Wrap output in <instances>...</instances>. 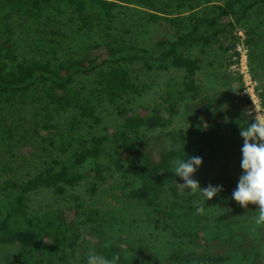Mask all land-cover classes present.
Masks as SVG:
<instances>
[{"label":"trees","instance_id":"1","mask_svg":"<svg viewBox=\"0 0 264 264\" xmlns=\"http://www.w3.org/2000/svg\"><path fill=\"white\" fill-rule=\"evenodd\" d=\"M118 2L128 0H0V156L10 161L0 167L7 173L0 174V247L21 253L0 264L68 263L72 255L86 264L89 247L126 264L127 241L110 238L109 227L122 215L141 220L137 209L173 240L140 264H264L257 206L236 216L239 204L231 199L242 171L240 127L251 116H224L197 79L202 54L214 48L238 60L242 45L264 108V0H173L162 7L137 0L148 11L141 10L134 34L138 23L128 27V18L118 17L130 10ZM159 21L170 37L153 36ZM168 70L181 75L166 81L153 106L138 110L147 78ZM28 106L40 110L35 123L25 117ZM105 106L116 121L100 134ZM181 108L190 126L168 130ZM59 111L72 114L64 133L50 123ZM18 150L44 160L19 176L12 167ZM191 155L202 157L194 174L200 187L222 186L211 200L173 174L171 161ZM108 170L119 172L113 200L124 213L93 201ZM84 181L87 196L75 192ZM39 192L53 194L59 206L34 208L31 196ZM204 204L223 212L207 215Z\"/></svg>","mask_w":264,"mask_h":264},{"label":"rangeland","instance_id":"2","mask_svg":"<svg viewBox=\"0 0 264 264\" xmlns=\"http://www.w3.org/2000/svg\"><path fill=\"white\" fill-rule=\"evenodd\" d=\"M173 0H154L156 7H162L165 2H172ZM122 7L129 8L130 10L121 11L118 17L121 19H127V26L132 24L131 22L135 21L138 23L136 27H130L132 33H136L137 30L140 29L141 23L138 21V17L141 15L140 12L148 11L142 5H140L137 0H128V2H118ZM123 9V8H122ZM121 9V10H122ZM142 10V11H141ZM127 14L128 16L124 15ZM135 14V18L131 15ZM119 22H117L118 24ZM164 21H159L158 25H155L153 30V36L156 35H165L170 37V33L166 30L167 25L164 24ZM119 28V27H117ZM143 39V38H142ZM27 49V48H26ZM29 54V50H22V53ZM207 54H202V69L197 74L198 83L203 87L204 95L207 96L210 100H215V106L220 108L221 113L224 116H237L239 114L247 112L245 101L242 98L241 90H242V80L237 71L234 70L235 65H237L240 61L235 60V58L230 57L228 60L227 55L222 54L214 48H211L210 51L206 52ZM247 54V53H246ZM208 63H211L208 64ZM246 64H247V55H246ZM181 74L179 72L168 70L166 72H157L151 73V75L147 78L148 81V89L146 94L143 97H140L135 101V106L138 110L143 109L144 107H151L158 100L157 96L161 94L165 89V83L169 78L179 77ZM257 82V81H256ZM258 89L260 92L261 84L258 83ZM244 102V103H243ZM200 104L196 103L191 108L196 111L197 106ZM264 109V108H263ZM25 117L27 120L35 123L37 120L36 117H32L33 112L40 111L35 110L31 106L26 108ZM44 113V111H41ZM72 114L70 112L59 111L58 113H53V119L50 120V123L59 124L61 127V132L64 133L66 130V125L70 119ZM102 116L104 119L101 127L96 128L97 132L101 134L102 129L106 130L107 128L113 127L114 119H115V111L113 107L105 106L103 108ZM205 117L201 115V118ZM250 117V116H249ZM112 118H114L112 120ZM39 119V118H38ZM251 119V118H250ZM116 121V119H115ZM192 121V117L189 112L185 111V108H181L178 114L173 118L172 123L168 130H174L178 128H184L190 126ZM40 127V125L38 126ZM102 128V129H101ZM42 135H45L44 132H40ZM157 134V132H153ZM57 138V137H56ZM45 146V145H43ZM18 153H21V150H18ZM69 153V152H68ZM67 153V154H68ZM44 160V154L42 156H37L36 153L28 151L19 154L17 157L16 165H12L13 169L16 171L17 175H26L29 172L34 171L39 165V162ZM6 161V163H10V161L4 157L0 156V167ZM18 166V168H17ZM0 174L3 177L7 175V173L2 172L0 170ZM119 177V172L108 170L106 173V181L98 186V196L93 201L98 202V204L102 205L103 208L107 209H115L118 211L121 208L114 199V188L116 186L117 179ZM89 183V182H88ZM87 181L82 182V184L76 188L75 192L87 196L84 191L89 187ZM32 205L34 208L39 207V205L50 204V205H58V201L54 198L51 193L39 192L33 196H31ZM61 204V203H60ZM119 209L117 210V208ZM250 209V204L247 208L241 207L237 205L233 209V213L238 216L240 214L246 213ZM124 213V210L121 208L120 210ZM139 212L141 220L131 222L132 217H125L117 219L114 224L109 227V236L114 239H122L127 241V249L125 250L126 256V264H140V261L145 258V255L151 251L161 252L163 248H167V246L173 245V240L166 236V234L160 232L159 230L153 229L154 218L145 210L137 209ZM204 212L210 216H218L222 214L223 210L219 208H212L207 204H204ZM124 218L126 220H124ZM124 220V221H123ZM147 244H150L147 246ZM88 248L85 257H87L92 253V248ZM143 253V254H142ZM6 255L11 257V261L13 259H17L20 257L21 253L14 246L9 247H0V263L3 262ZM69 262L66 261L59 262L57 264H81L79 263L78 256H70Z\"/></svg>","mask_w":264,"mask_h":264},{"label":"clouds","instance_id":"3","mask_svg":"<svg viewBox=\"0 0 264 264\" xmlns=\"http://www.w3.org/2000/svg\"><path fill=\"white\" fill-rule=\"evenodd\" d=\"M251 111L254 112L255 107ZM243 115L244 118H249V112ZM250 118L251 123L247 122L246 127H240L239 135L243 141L240 147L242 171L231 193V199L244 208L249 204L257 206L258 215L253 222L259 226L264 225V109ZM202 162V157L199 155H191L184 159L174 158L171 164L173 174L183 181L181 186L190 191L198 190L203 197L211 200L223 189L221 185L212 184L204 188L200 187L199 182L194 179V174ZM197 212L202 213L203 209L198 208ZM86 264H115V261L93 253L87 256Z\"/></svg>","mask_w":264,"mask_h":264},{"label":"built area","instance_id":"4","mask_svg":"<svg viewBox=\"0 0 264 264\" xmlns=\"http://www.w3.org/2000/svg\"><path fill=\"white\" fill-rule=\"evenodd\" d=\"M238 60L240 61L235 65L234 70L240 75L242 80L241 95L245 101V106L249 116L255 115V113L263 109L262 102L260 99V90L258 84L250 74L249 68L246 64V50L242 45H237ZM252 112L251 110L254 109Z\"/></svg>","mask_w":264,"mask_h":264}]
</instances>
